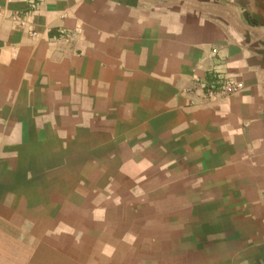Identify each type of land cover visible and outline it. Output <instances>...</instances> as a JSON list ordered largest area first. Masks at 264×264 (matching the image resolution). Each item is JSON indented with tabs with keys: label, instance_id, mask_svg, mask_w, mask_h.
<instances>
[{
	"label": "crops",
	"instance_id": "0c3cea01",
	"mask_svg": "<svg viewBox=\"0 0 264 264\" xmlns=\"http://www.w3.org/2000/svg\"><path fill=\"white\" fill-rule=\"evenodd\" d=\"M263 196L264 0H0V264H264Z\"/></svg>",
	"mask_w": 264,
	"mask_h": 264
},
{
	"label": "built area",
	"instance_id": "2783aa9c",
	"mask_svg": "<svg viewBox=\"0 0 264 264\" xmlns=\"http://www.w3.org/2000/svg\"><path fill=\"white\" fill-rule=\"evenodd\" d=\"M198 96L204 102L220 101L225 97H229L240 92L241 87L238 81L229 77H217L211 82H198ZM264 197V196H263Z\"/></svg>",
	"mask_w": 264,
	"mask_h": 264
}]
</instances>
